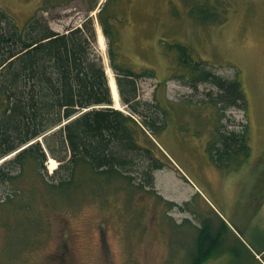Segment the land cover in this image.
Here are the masks:
<instances>
[{"label":"rangeland","instance_id":"1","mask_svg":"<svg viewBox=\"0 0 264 264\" xmlns=\"http://www.w3.org/2000/svg\"><path fill=\"white\" fill-rule=\"evenodd\" d=\"M228 1L225 22L201 25L182 0H0L19 28L38 16L64 32L90 18L96 35L105 6L119 61L155 75L137 79L138 100L157 107L164 127L146 131L166 165L152 190L145 177L96 178L80 189L88 174L79 166V189L54 195L48 175L56 168L28 163L22 180L0 187V264H192L200 237L206 264H264V0ZM178 43L207 71L238 78L247 106L224 107L213 84L179 79L185 69L168 49ZM108 49L105 38L98 50L106 68ZM117 91L114 107L130 113ZM216 130L244 132L250 155L218 165L208 151ZM26 184L30 192L19 194ZM7 198L11 205L1 206Z\"/></svg>","mask_w":264,"mask_h":264},{"label":"trees","instance_id":"2","mask_svg":"<svg viewBox=\"0 0 264 264\" xmlns=\"http://www.w3.org/2000/svg\"><path fill=\"white\" fill-rule=\"evenodd\" d=\"M182 1L188 15L201 25L225 22L231 9L228 0ZM104 12L105 6L99 21L109 40L110 68L122 103L130 110L128 114L114 107L106 65L90 18L64 32L53 30L46 19L38 16L19 28L0 6V161L14 154L0 164V187L22 180L28 163L40 166L52 158L58 162L48 175L54 195L77 191L79 180L81 189L88 180L106 182L113 177H145L144 186L153 189L155 171L166 165L155 156L153 147H158L146 130L151 133L164 126L156 118L157 107L138 100L137 79L155 75L136 73L119 61L113 48L112 26L107 23L110 15L104 18ZM174 48L177 63L185 69L179 79L213 84L220 92L217 102L224 107L247 106L238 78L224 80L202 68L203 61H195L186 44L168 46L169 50ZM140 107L149 115H144ZM143 137L152 146L144 145ZM249 150L244 132L216 130L214 141L208 144L209 154L218 165L238 152L248 157ZM79 166V174L88 175L82 174L87 178L80 177L75 182ZM23 186L17 190L19 194L30 192L27 184ZM11 201L7 198L1 206L11 205ZM19 207L25 212L31 209L30 203ZM205 247L200 237L192 264H206L209 255Z\"/></svg>","mask_w":264,"mask_h":264},{"label":"bare ground","instance_id":"3","mask_svg":"<svg viewBox=\"0 0 264 264\" xmlns=\"http://www.w3.org/2000/svg\"><path fill=\"white\" fill-rule=\"evenodd\" d=\"M97 43H98V47L101 50H103L105 48V38H104L103 32L101 31L100 28H97ZM106 73L108 76L109 86L111 89L113 100L116 102L117 105H119V95H118L115 79L113 77L112 71H111L109 66H107V68H106ZM115 108L120 109L119 106L115 107ZM49 164L51 165V169H55L57 166L56 160H54L52 158L49 159Z\"/></svg>","mask_w":264,"mask_h":264},{"label":"water","instance_id":"4","mask_svg":"<svg viewBox=\"0 0 264 264\" xmlns=\"http://www.w3.org/2000/svg\"><path fill=\"white\" fill-rule=\"evenodd\" d=\"M102 4V3H101ZM116 81V80H115Z\"/></svg>","mask_w":264,"mask_h":264}]
</instances>
